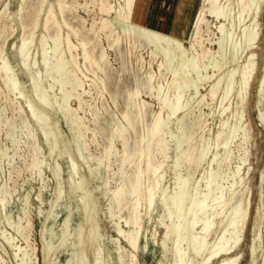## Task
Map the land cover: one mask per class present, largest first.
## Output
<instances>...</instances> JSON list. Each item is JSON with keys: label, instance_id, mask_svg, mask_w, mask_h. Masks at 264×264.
Instances as JSON below:
<instances>
[{"label": "bare ground", "instance_id": "bare-ground-1", "mask_svg": "<svg viewBox=\"0 0 264 264\" xmlns=\"http://www.w3.org/2000/svg\"><path fill=\"white\" fill-rule=\"evenodd\" d=\"M30 1H32V0H20L19 6L16 9L14 15L16 16V20L18 21V22H16V24L23 31V34L21 36V45L19 47L20 66L29 75V79H30L31 87H32V95L26 93L25 84L21 81V79L17 73L16 68L12 65V63L10 61L8 53L6 52L7 48H6V50L3 49L5 47H3V48L0 47V60L2 62L0 65V71L4 73L2 75H5V79H3L5 81V83H7L8 81L11 82L10 87L12 88V90L14 92H16V95H18V97L21 96L22 98H24L26 96L25 97L26 98V100H25L26 104L28 105V108L31 110L30 112H32V115L35 117V121L37 122L36 125L39 128V130L42 132L44 139H45V142L47 143V145L49 147V154L48 155H49L50 159L52 158V156L56 155L57 152H61V150H60L61 144L59 145L60 141L63 140L62 144H64V145H67V143L64 141L63 133H62L61 129L58 127V125L56 126V124L52 123L50 116L48 114V111L50 109L55 110L56 112L61 113L65 119H69L70 122L72 123L73 127H71L69 132L72 130V132L75 134L76 140L74 141L73 145L68 144V146L66 148V151H67L68 156H69L70 166H71L70 181L72 183V189L74 191H77V192L80 191L79 197H80V200L84 206L85 217H84L83 223L80 224L79 229L77 231V242L76 243L72 242L73 246L77 247L79 249V251H77V252L75 251L73 253V259H71L70 264H104V262H105L104 259L103 260L99 259L100 248H98L97 253L95 255V258H91L87 252L88 251L87 249H89L93 245V243L96 242L99 237H101V233H102V231H101L102 228H101V225L99 224V220L96 219L92 214V211L97 210V208L99 207V200L94 198V192L90 188L91 182L89 180H87L85 177H83L80 173H78V168H77L78 167L77 158L86 162L89 165V167H90L89 160L94 161V158L93 157L87 158V157H85L86 154L84 155L85 148L83 150V147L80 143V141L84 142L83 141L84 133H82V129L84 130V128L82 127V124L79 122L80 118L76 115H68L67 114L66 104L61 102V99L58 97L59 95L57 96V94L55 92V88L57 86V80H56L57 77L56 76H61L62 73H66V75H68L71 79H74L75 81L77 80L79 83L78 85L83 84L82 77L83 78L85 77V80L89 79V78H87L88 76L87 77L85 76L86 74L84 75L82 73V71H81L82 69H80V67L78 66V65H80V63L78 62V64H77V62H76V57L78 54H76V56H74L72 53L75 50L74 49L75 46L71 42V33L67 32L65 34L64 28H67L71 32L74 31V35H77V32L75 31L76 29L73 30V28L70 27L69 24L66 22L65 19L67 17L64 19L65 8L63 5V0H36L38 5H39V8H38V10L35 9L36 10L35 15H36L37 19L35 21V25H34L33 30L37 31L39 28H41L46 33L47 32L49 33L51 31L50 30L51 28H54V30H55L53 36L47 37L45 35V33L42 34V36H41L40 43L42 46V50H41L42 51V65L45 68L44 73H43V71L40 69V63H39L37 57H35L34 59H32L33 57L31 58V51H32L31 46H32V44H34L35 38L27 36V25H26L25 19L29 16V13H30L29 12L30 11L29 7L31 5V4H29ZM191 1L193 3V9H192V15H189L188 20L190 18H192V28L193 29H192L191 33H189L191 30V26L189 27V25H187V23H186L185 24L186 28H184L183 32H182V34L183 35L185 34L186 38L189 39L190 48H186L184 43L179 39V37L169 33V31L164 27V25L159 22V20H158L159 14L157 15L155 13L156 17H155L154 25L149 26V24H147L146 19L149 18V16L152 14L151 8L148 9V11L146 12L147 2H148L147 0H118L115 3H113L112 0L111 1L106 0V4L104 5L103 10L108 15L111 13H114L115 17L120 20V24H121L120 31H121L122 35H124L128 38H133L135 43L139 42L143 46H144V44H146L149 47L153 46L154 50H152V55H155L156 57L158 55L162 56V62L160 64V69L163 68L164 70H170L171 72H173V75H174L173 81H177V83H178L177 88H181V90H182V85H183V87L188 89V91L192 87L195 88V95L194 96L192 95L193 97H190L191 100L194 99V101H192L193 103L201 95L200 90H199V86H200V83L202 81H207V83L208 82L210 83L211 80L213 81L215 79H217L219 81L217 85L212 82L209 93L207 95V98H208V96L210 97L212 104L216 103L219 100L220 95L222 94L221 103H219V104L223 105V103L228 98L230 99V96H232L231 94H233L234 91L237 90V96L240 99V103H239V106H237L238 111L233 113L232 119H236V121H238L241 119V111L244 112V109H246V105H247L249 96L251 94V91L253 89V84H254V81H255L256 75H257V69H258V58L257 57L258 56L255 52V48L258 45V42L260 39V29H261L260 15L263 12L264 0H191ZM5 2H6V0H0V8H2L4 6ZM37 3H36V5H37ZM76 3H77V0H76ZM10 4H11L10 1H9V3H6L5 7L3 8V11L0 13V25L3 21V19L8 17L7 16V12L9 9L8 5H10ZM93 5L95 6V3H93ZM145 12H146V14H145ZM104 16H106V15H104ZM75 17H73V18H75ZM80 17L81 16H79V18ZM108 18L106 17V18L102 19V21L100 22L102 24L101 25L102 27L101 26L100 27H101V30H103V31L109 29L110 33L113 34L116 31V29L113 26V24L108 20ZM29 19H30V17H29ZM94 20H96V19H94ZM81 21L83 22V20H81ZM71 23H72V21H71ZM218 23L220 24V26H218V29H217L218 33H215L213 31L212 27H213V25L215 26ZM135 25L137 28L134 27ZM75 26H76V24H75ZM81 27H82V25H81ZM85 28H86V26H85ZM204 28L207 29L206 30L207 40H205L204 35H203V33L205 31ZM35 29H37V30H35ZM0 30H2V29H0ZM88 30L89 29H87V31ZM16 31L17 30H14L13 33L11 32L12 33L11 36H14V33H16ZM80 31H81V29H80ZM32 33H34V32H32ZM50 34H51V32H50ZM106 34H108V33H106ZM114 37H116V35H114ZM83 38H86V37H83ZM120 38L121 37H117L115 42H113V44L115 43V44L120 45ZM48 39H50L53 42V44H54L53 49L50 47L47 48ZM90 39H91V37H90ZM94 41H95V39L93 40V42ZM205 41H207V45H210L211 47L207 46V48H205ZM108 42H110V41H108ZM129 42H130V40H129ZM6 43H7V39L4 41V45ZM62 44H64V46H62ZM214 44L218 46V49L216 51L211 50V49H213L212 47ZM81 45H82V51H83L82 52L83 54L81 53L83 55V57H81V58L84 59L83 61H88V62L92 61V63L94 62L93 65H95L97 67V69L104 71V67H105L104 65L106 64V58H109V57H106L105 51L104 50L99 51L100 53L98 54V57H96V56L94 57L92 52L87 49V46L84 42L81 43ZM135 45H137V44H135ZM102 46H103V42H102ZM139 46L141 47V45H139ZM111 47H113V46H111ZM125 47H126V45H125ZM199 49L201 50L200 51L201 53H199ZM76 50H78V47H76ZM118 52H120V51H118ZM67 54H70L71 60H68ZM129 55H131V52ZM243 56L246 57V60L243 64L239 65V62L241 61ZM206 57L207 58L210 57L212 59V65H210V66H211V69L213 70V72H212L213 75H211V76L208 74V72H207V74L203 75V73H201V71H200L201 67L198 64L199 59H204ZM153 58L155 59V57H153ZM130 59H131V57H130ZM122 61H123V59H122ZM154 61H156V60H154ZM144 63H145V61H144ZM230 63H233V66L227 68V70H224V68L228 67L227 65ZM107 70H109V69H107ZM111 70H112V68H111ZM193 70H196V73H195V74H197L196 79L193 78L191 75V71H193ZM139 72H140V70L138 71V75H139ZM135 74L137 75V73H135ZM150 74H151V72H150ZM80 75H82V77ZM112 75H115V74H112ZM166 75H167V73H166ZM64 77H62L63 79H61L60 77H59L60 79L59 78L58 79L59 80H65ZM103 78H104V76H103ZM153 78H154L153 75H150L148 78V81H147L148 87L151 90L155 89L154 86H152V84H151V83H153L152 82ZM109 79H111V78H109ZM157 79H159V78H157ZM171 79H173V78H171ZM92 80H93V78H92ZM100 81H98V82H100ZM180 81H182V83H180ZM103 82H105V81H103ZM111 82H113V81H111ZM117 82H118V80H117ZM117 82H116V84H117ZM73 83H75V82H73ZM164 83H165V81H164ZM109 84H111V83H109ZM147 84H145V85H147ZM106 85H107V83H106ZM140 85H142V84H140ZM224 85L226 88H224ZM259 86H260V88H259L260 90H258L259 96L264 101V77L261 79ZM108 89H109V87H108ZM174 89H176V88H174ZM74 90L76 91L75 88H74ZM140 91L141 90L139 89V90L135 91V93H133L129 96H130L131 106L132 105H134V107L136 106L137 113H138V114L137 113L136 114L139 116L138 118H141V120H143L144 114L147 111L145 110V112H144L143 111V105H141V103H139V102H136V99H139V97L141 95ZM176 91H177V89H176ZM95 92H97V91H95ZM162 92H164V91H162ZM99 93H97V94H99ZM156 93H158L157 95H159L160 96L159 98H161V101H160L161 111L155 117V120L153 122V129H152L151 136H150L149 140L146 139L147 137L141 138V144L143 143L142 147H140V149L138 148L139 151L137 150L138 153H136L137 155H136L135 159L129 163V166H132V165L134 166L133 172L131 173L134 176V180L129 179V181L126 183L120 177L122 180L120 182H118L115 189L109 188L110 187V183H109L110 181L108 180L109 178H107V176L103 175V173L99 172L100 171L99 167L104 168V169L110 168L111 165L109 164V162L111 160L110 157H111L112 151H113L111 146H109L108 149L105 148V149H107L106 152L104 153L106 155L103 156V157H106L105 159L108 161V164L107 165L105 164V159H101V158L95 159V161L97 162L96 167L95 168L90 167L91 169L88 170L89 172H91V175L94 178H99L100 180H102L103 186H101L100 188L102 190V196L104 198L105 197L108 198V200H109V203H108L109 210H110L109 216H110V220L113 221L112 225L114 224L115 231L118 232L120 234V236H123L125 243L130 248V250H129V249H127V247L123 246V242L122 243L120 242V240L122 238L121 239L115 238L116 239L115 243H116L117 247H116V250H114V251H116V253L118 254L117 255V263L118 264H139L140 249H141V236H142V232L144 230L143 219L141 217V212H140L139 208H141L143 201L145 202V209L153 207L154 201L157 198H159L160 203L164 207L162 218H160V219L162 220V224L165 226V230H166L165 231L166 232L165 238H164V241L162 242L164 245V250H165V254L163 256V258L165 257V261H162L161 264H216L217 263L216 261L219 260L223 256H227V257H225L222 261L218 262L217 264H238V260L241 257H239L237 255L232 256V254L234 253V251L236 250V248L240 245V243L242 241V238L244 236L243 233H245V231L247 229L248 221L250 219L251 207H252V205H250L251 206L250 208L246 207V205H245L246 195H245L243 188H242L244 185L246 186L248 184V190H251L249 180H246L247 176L250 173L249 172L250 170L248 171V174H246V175L242 174L241 175V167L250 161V153H249V150L247 148L248 147L247 144L250 141L251 136H252L251 131L248 127H242V125H240L241 133H239L240 128L237 126L238 122L237 123L233 122L234 124L233 123L229 124L227 122H223V126L221 127L222 131L218 135H216L217 138L215 137L216 139L214 140V142L207 139L208 140L207 142L203 141V143H201L200 145H195V144L190 145L189 147H187V149L184 148L185 141L183 140V138L182 139L176 138L178 136L177 135L175 136L171 132L173 137L175 136L176 141H177L176 145L174 147L177 152H175L176 156L174 157L173 162H172L173 165L171 166V168L174 172V184H173L174 186H173L172 191H169L168 189H164V187L162 186V182H163L164 176H165V173H164V175H162V171H163L162 168H163L164 163L161 161H158L157 158H154V159L152 158L150 145H151V142L153 139L158 138L157 146L156 145H154V146L156 147L157 151L160 148L162 149L163 141L166 139V137H165V139L163 140V138H164L163 134L164 133H162L163 130L165 129L166 121H167L164 119V113L167 112L166 113V115L168 114L167 119L170 120L172 117L176 116L179 112L182 111L181 109L183 108L182 104H183L184 100H183V96L181 95L182 92L181 93L177 92L178 94L174 93L173 95H169L170 92L168 91V92H166L167 94L164 97L163 96L161 97V88H159ZM183 93H184V91H183ZM97 94H96V96H97ZM64 95H66V94H64ZM129 96H127L126 98H128ZM69 97H70V95H69ZM204 100H205V97H203L200 100V103L204 102ZM186 104L188 105L189 103L186 102ZM79 105L81 108V104H79ZM189 106H190V104H189ZM189 106H187V107H189ZM211 106H213V105H211ZM67 107H68V105H67ZM184 107L186 109V106H184ZM198 107H199V105H198ZM208 108H209V106H208ZM19 109H18L19 112H21V114H22V107H19ZM225 109L223 112L227 111V109L226 110ZM229 109H230V107H229ZM257 109H259V108H257ZM184 110H183V112H184ZM214 110H212V111L210 110L211 113ZM185 113H187V112H185ZM187 114H189V113H187ZM147 115L148 114H146V116ZM211 115H210V117H211ZM263 115H264V113H263ZM30 116H31V113H30ZM260 116L262 117V114ZM124 117L126 118V116H124ZM128 117H129V115H128ZM205 117H204V119H205ZM125 120H129V119H125ZM171 121L172 120H170V122H168V123H170V125H171ZM182 121L183 120L180 119L179 123L178 122H176V123L180 125L179 131H182L181 134L184 132L182 134V136H183L184 134H186V132H188V128H190V126L186 125ZM18 123H19V121H18ZM18 125H20V124H18ZM149 125H150V123H149ZM16 126H17V124H16ZM48 126H49V128H47ZM28 127H29L28 130L30 131L32 138L35 140V142H38L39 141L38 133L36 132V130L33 127L31 128L30 124H28ZM167 127H168V125H167ZM119 128H121V127H119ZM16 129H17V127H16ZM201 129L203 130L204 127H201ZM164 132H165V130H164ZM200 132H201V130H200ZM148 135H149V132H148ZM178 135H179V133H178ZM187 139H188V137H187ZM190 139H192V138L190 137ZM237 139L239 140L238 142H236ZM83 144H85V143H83ZM167 144H169V143H167ZM33 145H34V143H33ZM38 147L40 150H42V147L40 148L39 145H38ZM166 147L168 148L169 146H166ZM219 148H220V150L221 149L225 150L223 155L220 153V150H218ZM98 150H99V148H98ZM214 150L216 152H214ZM166 152H168V151H166ZM39 153H41V152H39ZM127 156L128 155H126L125 151H123L122 165H121L122 168L121 169H123V166H125V164H127L129 162V158ZM168 158H169V156H168ZM168 158H166V159H168ZM205 161H207V163L209 164V170H210L209 172L210 173L208 174L207 177L204 176L202 178V180H198V181L191 180L193 178V177L191 178L192 174L187 173L186 175H184L180 172L181 168L183 166H185L186 164H188L190 167H194L195 165H197L196 167H199L198 166V164H199L201 167ZM233 161H235V163H237V165L235 166V168L233 170L229 169V171H232L231 173H229V174H232V181H231V179L228 178L229 181H231V182H228V180H226L225 183H221V182L218 183L217 182V180H218L217 174H219L218 172H220L223 169L222 168L223 164H228L226 166H228L230 168V165L234 163ZM46 162L47 161L45 159L42 161V164L46 165ZM93 163L94 162H92V164ZM165 165H166V163H165ZM214 165H217V167H216L217 170H215ZM35 166H36V168L38 166V160L36 158L34 160V167ZM47 166L50 168V170L53 172V174L57 178L56 203L54 204V208L57 209V207H58V205H60V203L67 201L66 190L64 187L63 167H62V165L58 159L55 160L54 167H52V164H50V163H47ZM98 169H99V171H97ZM27 170H31V169L27 168ZM225 170H227V169H225ZM105 172H106V170H105ZM149 172L152 175V177L151 178L149 177L146 180V183L148 185L146 184V186H144L143 178L148 177ZM223 172H225V171L223 170ZM121 173H122L124 178L126 175H131V174H128V172H126L124 170H122ZM193 173H194V170H193ZM130 178H132V177H130ZM202 181H204V183H202ZM45 184L46 183H44V185ZM167 186L169 187V185H167ZM125 188L128 189V191H129L128 193L130 196V202H128L125 199V196H124L125 195L124 194ZM23 198H25V197H23ZM4 199H5V197H4ZM1 201H2V199H1ZM2 203H4V201H2ZM129 204H130V208L128 210V215L122 216L121 212L123 211V208L127 207ZM251 204H252V202H251ZM115 209L117 211H115ZM4 211L5 210H3V212ZM228 212H229V214H227ZM208 213H210V214L208 215ZM39 216H41V214ZM10 217L11 216L9 214V218ZM122 218L125 219L124 223L128 226L127 231L126 230L123 231L119 227V223H120V221H122ZM72 219H73L72 215L65 219V221L63 223V228H62L63 234L61 237L58 236L54 230L51 231L49 239L46 237V233H43V240H44V243L46 244L49 251H52L54 249L56 250L57 248H61V247L66 248L67 245L71 242V240L73 241L74 235L72 232V230H73L72 229V221H73ZM217 221H219V223L221 225H224V226L226 225V226L225 227L223 226L222 231L220 233L216 232V235H217L216 238L211 243H209V238H210L212 232L215 231L214 229L216 227L215 225H216ZM14 223H16V222H14ZM7 224H8V221H7ZM26 224H27V222H26ZM163 225H161V227ZM122 226H121V228H122ZM164 226H163V228H164ZM29 227H31V226L29 225ZM25 228H26V226H25ZM112 228H113V226H112ZM252 228H254V227H252ZM20 229H22V228H20ZM3 232H5V231H3ZM44 232H45V230H44ZM23 238H24L23 241H25V243L27 244L26 247H23L22 245H20V243L19 244L17 242L15 243L13 238L10 240L11 247L15 248V251H16V254L14 257L19 258L18 264H35L36 263L35 261H37V259H38L36 248L32 247L31 252L27 251V246L31 247L30 235L26 236L24 233ZM16 241H17V238H16ZM254 242L256 243V240H254ZM255 243H253V245L251 246L252 247L251 250H252L253 254H255V251H256ZM169 244H170V246H169ZM146 248H147V250H149V248H150L149 244H147ZM168 253L171 256V259L169 262H166L167 261L166 258L168 256ZM127 259H129V260L127 261ZM3 262H5V261H3ZM44 262H45L44 264H62L61 261H55V259H53L52 257L51 258L49 257Z\"/></svg>", "mask_w": 264, "mask_h": 264}, {"label": "rangeland", "instance_id": "rangeland-1", "mask_svg": "<svg viewBox=\"0 0 264 264\" xmlns=\"http://www.w3.org/2000/svg\"><path fill=\"white\" fill-rule=\"evenodd\" d=\"M9 1L11 4L8 5L9 6V9L7 12L8 17L4 18L5 20L3 19L0 25V29H2L0 30V47L2 48L5 47L3 48L5 50L7 48L6 52L8 53L10 61L12 65L16 68L21 81L25 84L26 93L32 95V87H31L29 75L20 66L19 47L21 45V36L23 34V31L16 24V22L18 21L16 20V16L14 15L16 9L19 6L20 0H6L4 6L0 8V13L3 11V8L5 7L6 3H9ZM112 1L113 3H115L118 0H112ZM147 1L148 2H147L146 12L148 11V9L151 8V13H152L149 16V18H147L148 20L146 19L147 24H149V26L154 25V21L156 17L155 13L157 15L159 14L158 16L159 22L164 25V27L169 31V33L179 37V39L184 43L185 47L190 48L189 39L186 38L185 34L183 35L182 32H183V29L186 28L185 26L186 23L187 25H189V27L191 26V30L189 33H191L193 29L192 28V18H190L191 20L190 19L188 20L189 15H192V9H193L192 1L191 0H147ZM36 3H37L36 0L30 1L29 4L31 5L29 7V10H30L29 12L32 15L29 13V16L26 18L27 20L25 19V22L27 25V36L35 38L34 39L35 42L31 46V50H32L31 58L33 57L32 59H34L35 57H37L40 63V69L44 73L45 68L42 65V51H41L42 46L40 43L41 36L44 33L47 37L53 36L55 30L54 28L50 29L51 30L50 32L52 35L50 34V32L46 33L41 28H39L38 30L35 29L37 31L33 30L35 21L37 19L35 15L36 10H38L39 8L38 3L37 5ZM93 3H95L96 7L93 5ZM105 4H106V0H97V1L96 0H85V1L77 0V3H76V0H63V5L65 8L64 19L67 17L65 19L66 22L69 24L70 27L73 28V30L76 29L75 31L77 32L78 36L74 35V31L71 32L67 28H64V33L65 34L67 32L71 33V42L75 46L74 49L76 50V47H78V50L76 51L74 50L72 53L74 56L78 54L76 57V62L77 64L78 62L80 63V65L78 66L80 67V69H82L81 70L82 73L84 75L86 74L85 76L86 77L88 76L87 78L89 79H86L87 80L86 81L85 77L83 78L82 75H80L83 79V84H82L83 86H82V85H78L79 84L78 81L71 79L68 75H66V73H62L61 76H56L57 86L55 88V92L57 96L59 95L58 97L61 99V102L66 104L67 114L78 116L80 118L79 122L82 124V127L84 128V130L82 129V133H84V135L82 134L84 142L80 141V143L83 147V150L85 148L84 150L85 152L84 155L86 154L85 157L94 158V161L89 160L90 167L91 168L96 167L97 162L95 161V159H99V158L105 159L106 157H103V156H105L106 154L104 153L109 148V146H111L113 151L110 157L111 160L109 162V164L111 165L110 168L104 169V168L99 167L100 171L99 169L97 171H99L100 173H103V175L109 178L108 179L110 181L109 188L111 189H115L118 182H120L122 179L126 183L129 181V179L134 180V176L133 174H131L133 172L134 166L133 165H132L133 167L129 166V163L135 159L137 155L136 153H138L140 147H142L143 143L141 144V138L147 137L146 139L149 140L151 136V132L153 129V122L155 120V117L161 111V103H160L161 98H159L160 96L157 95L158 93H156L159 88H161V97L162 96L164 97L167 94L166 92L168 91L170 92L169 95H173L174 93L178 94L182 92L181 95L183 96V100H184L182 104L183 108L181 109L182 111L170 119L172 120L171 125L170 123H168L170 122V120L167 119V115H168V114L166 115L167 112L164 113V119L167 121H166V126L164 129L165 132L164 130L162 132L165 134V135L163 134L164 136V138L162 137L163 140L166 137V139L163 141L162 149L160 148L157 151L156 147L154 146V145L157 146L158 138L153 139L150 145L152 158L153 159L157 158L158 161H161L164 163L163 165L164 169L162 168L163 170L162 175H164L165 173L164 180L162 182V186L164 187V189H168L169 191H172L173 186H174L173 185L174 184V172L171 166L173 165L172 162H173L174 157L176 156L175 152H177L174 148L177 142L176 138H181V139L183 138V140L185 141L184 148L187 149V147H189L190 145H194V144L200 145L201 143H203V141L207 142L208 140H210L214 142V140L217 138L216 135H218L222 131L221 127L223 126V122H227L229 124L233 122L234 123L238 122L237 123L238 125L237 124L236 125L240 128L239 133H241L240 125H242V127H248L252 134L251 139L247 144L248 147L246 146L250 153V161L241 167V175L248 174V171L250 170L249 171L250 173L247 176L246 180H249L251 190H248V184L246 186L244 185L242 188L246 195V203H245L246 207L250 208L251 207L250 205H252V207H251L250 219L247 224V229L245 233H243L244 236L242 238L240 245L236 248L232 256L237 255L241 257L238 260V264H264V115H263L264 101L260 98L259 91H258L260 90L259 89L260 81L264 77V6H263V12L260 15V24H261L260 39H259L258 45L255 48V52L258 56L257 57L258 58L257 75H256V79L253 84V89L251 91V94L249 96V99L246 105V109H244V112L241 111V119L236 121V119H232L233 118L232 115L234 112L238 111L237 106H239V103H240V99L237 96V90H235L234 93L232 92L233 94H231L232 96H230V99L228 98L223 103V105L219 104L221 103L222 94L220 95L219 100L216 103L212 104L210 97L208 96L207 98V95L209 93L212 82L217 85L219 81L217 79L213 81L211 80L210 83L209 82L207 83V81H202L199 86L201 95L198 98L196 97L197 99L195 98L196 100L193 103L192 101H194V99L191 100L190 97H193L195 95V88L192 87L188 91V89H186L182 85V90L184 89L183 90L184 93L181 90V88H177L178 83L177 81H173L174 80L173 72H171L170 70H164L163 68L160 69V64L162 62V56L158 55L156 57L155 55H152V50H154L153 46L149 47L146 44H144L143 46L139 42L135 43L133 38H128L122 35L120 31L121 29L120 20L115 17L114 13H111L109 15L105 13V11L103 10V7ZM79 16H81L82 18L81 17L79 18ZM106 17L107 18L109 17L108 20L113 24V26L116 29V31L113 34L110 33L109 29L105 31L101 30L102 24L100 22L102 21L103 18H106ZM81 20H83V22ZM85 26L87 29H89L88 31L85 28ZM218 26H220L219 23L215 26L213 25L212 27L215 33H218L217 32ZM134 27L137 28L136 25ZM204 29L205 31L203 35H204L205 40H207V32H206L207 29L206 28ZM12 30L13 31L17 30L16 33H14V36H11V34L13 33ZM32 32H34L35 34ZM114 35H116V37H114ZM83 37H86V38H83ZM117 37H121L120 45L115 44V43L113 44V42H115ZM6 39H7V43L4 45V41ZM94 39L95 41L93 42ZM80 42L81 43L84 42L86 44L87 49L92 52L94 57L95 56L98 57V54L100 53L99 51L101 50L105 51L106 57H109V58H106V64L104 65L106 68L104 67V71L97 69V67L93 65L94 62L92 63V61H89V62L83 61L84 59L81 58L83 57L82 55L83 51H82V45ZM102 42H103L104 47L102 46ZM109 44L113 47H111ZM139 45H141V47ZM62 46H64V44H62ZM207 46L211 47L210 45H207V41H205V48H207ZM49 47L52 49L54 48V44L50 39H48L47 48ZM212 48H213L211 49L212 51H216L218 49V46L214 44ZM200 51L201 50L199 49V53H201ZM130 52H131V55H129ZM70 57H71L70 54H67L68 60H71ZM153 57H155V59ZM143 60L145 61V63ZM245 60H246V57L243 56V58L239 62V65L243 64ZM1 63L2 62L0 60V65ZM198 64L201 67L200 71L201 73H203V75L207 74V72L210 76L213 75L212 74L213 70L211 69V66H210L212 65V59L210 57L199 59ZM227 66L228 67L224 68V70H227V68L233 66V63H230ZM139 70L140 72L138 75ZM149 71L151 72V74ZM193 71H191V75L193 78L196 79L197 78V74H195L196 70H193ZM165 72L167 73V75ZM135 73H137L138 76ZM2 74L4 73L3 72L0 73V197H1L0 201L2 199L4 203H2V201L0 202V264H18L19 263V258L14 257L16 254V251H15V248L11 247L10 240L13 238L15 243L16 242L18 244L20 243V245H22L23 247H26L27 244L25 243V241H23L24 233L26 236L30 235L31 247L27 246V251L31 252L32 247L36 248L38 259L37 261H35L36 263L34 262L35 264H44L45 263L44 261L48 259L49 257L50 258L52 257L53 259H55V261H61L62 264H70L71 259H73V253L75 251L76 252L79 251L77 247L73 246L72 242L74 243L77 242V231L79 229L80 224L83 223L84 217H85L84 206L79 197L80 191L77 192L72 189V183L70 181L71 166L69 162V156L66 151L68 144L73 145L74 141L76 140L75 134L72 132V130L69 132V130L71 129V127H73V125L70 122V120L65 119L61 113H58L52 109L48 111V114L50 116L52 123L56 124V126L58 125V127L61 129L63 133L64 141L67 143V145H64L62 144L63 140L60 141L59 145L61 144L60 145L61 152H57L56 155L52 156V158L50 159L48 155L49 147L47 143L45 142L42 132L39 130V128L36 125L37 122L35 121V117L32 115V112H30L31 110L28 108V105L26 104V101H25L26 96L24 98H22L21 96L18 97V95H16V92H14L12 88L10 87L11 82L8 81L9 83L8 82L5 83V81L3 80L5 79V75H2ZM112 74H115V75H112ZM150 75H153L154 77L152 80L153 83H151L152 86H154L155 88L154 90L149 89L148 84H147L148 83L147 81ZM59 77L61 79H63L62 77H64L65 80H59L60 79ZM180 83H182V81H180ZM74 88L76 89V91L77 90L78 91L76 92ZM174 88H176L177 91ZM224 88H226L225 85H224ZM139 89L141 90L140 91L141 95L139 99H136V102H139L141 103V105H143L144 112L145 110L147 111L144 114L143 120H141V118H138L139 116L137 115L138 113H137L136 106L134 107V105L131 106L130 104L129 95L135 93V91ZM127 96L129 97L126 98ZM203 97H205V100L204 102L200 103V100ZM186 102L189 103L190 106L189 104L187 105ZM79 104H81V108ZM184 106H186V109ZM19 107H22V114L21 112H19L20 110ZM256 107L259 109H257ZM225 108L227 109V111L223 112ZM210 110L211 111L214 110V111L211 113ZM30 113H31V116H30ZM146 114L148 115L146 116ZM261 114H262V117L260 116ZM124 116H126V118ZM125 119H129V120H125ZM180 119L183 120L182 122H184L186 125L190 126V128H188V132H186V134H184L183 136L182 134L184 132L181 134L182 131H179L180 125L176 123V122L179 123ZM28 124H30L31 128L33 127L38 133V136H39L38 142H35V140L32 138L30 131L28 130L29 128ZM201 127H204V129L202 130ZM47 128H49V126ZM148 132H149V135H148ZM171 132L175 136L177 135L178 137L176 138L175 136L173 137ZM190 137L193 140L190 139ZM165 141L169 144H167ZM238 141L239 140L237 139L236 142ZM38 145L40 146V148L42 147V150L39 149ZM166 146H169V147L167 148ZM218 150H220V148ZM123 151H125L126 155H128L127 157L129 158V162L125 164V166H123V169H121ZM214 152L216 151L214 150ZM224 152H225L224 149L220 150V153L222 155L224 154ZM43 157L47 161L46 165L42 164V161L45 160ZM35 158L38 160L39 167L37 166V168L36 166L34 167ZM56 159L59 160V162L61 163L63 167L64 187H65L66 196H67V201L60 203L57 209L54 208V204L56 203L57 178L55 177L53 172L50 170V168L47 166V163H50L52 164V167H54ZM106 161L107 160L105 159V164L107 165L108 161L107 162ZM92 162L94 163L92 164ZM233 162H232L233 164L230 165V168L226 166L228 164H223V167H222L223 169L220 172H218L219 174H217L218 175L217 179L219 180V181L217 180L218 183L220 182L225 183L226 180H228V182L232 181V174H229L232 171H229V169L233 170L235 166L237 165L235 161ZM77 163H78V167H77L78 173H80L83 177H85L87 180L91 182L90 188L94 192V198L99 200V207L97 208V210L92 211V214L96 219L99 220V224L101 225V228H102L101 229L102 233H101V237H99L98 240L94 242L93 245L89 249H87L88 250L87 252L91 258H95L97 250L98 248H100L99 259L100 260L104 259L105 261L104 264H118L117 263L118 254L116 253V251H114L116 250V247H117L115 243L116 239L122 238L120 242L121 243L123 242V246L127 247V249L129 250L130 248L125 243L123 236H120V234L115 231L114 224L112 225L113 221L110 220V216H109V211H110L109 205H108L109 200L108 198L105 197L107 199L106 200L102 196V190L100 188L101 186H103L102 180H100L99 178H94L91 175V172L88 171L91 168L86 162L77 158ZM206 163L207 161H205L201 167L199 164H198L199 167H196L197 165H195L194 167H190L188 164H186L185 166L181 168L180 172L184 175H186L187 173L192 174L191 178L192 177L193 178L191 180H196V181L202 180L204 176L207 177L208 174L210 173L209 164L208 163L206 164ZM216 167L217 165H214L215 170H217ZM27 168L31 170H27ZM122 170L128 172V174H131V175H126L124 178L121 173ZM193 170H194V173H193ZM223 170L225 172H223ZM149 177L150 178L152 177L150 172L148 174V177L143 178L144 186H146L147 184L146 180ZM228 178L231 179V181H229ZM44 183L46 184L44 185ZM202 183H204V181H202ZM167 185H169V187ZM128 192H129L128 189L125 188L124 189L125 199L128 202H130V196ZM129 208H130V204L127 207L123 208V211H122L123 213L121 212V215L122 216L128 215ZM144 209H145V202L143 201L141 208H139L141 212V217L143 219V224H144V230L141 236V249H140L139 264H161L162 261H165V257L163 258L165 254V250H164V245L162 242L164 241L166 230H165V226L162 224V220L160 219L162 218L164 207L160 203L159 198H157L153 203V207H150L145 210ZM3 210L5 211L3 212ZM115 211L117 210L115 209ZM9 214L11 216L10 218H9ZM40 214L41 216H39ZM209 214L210 213H208V215ZM227 214H229V212ZM71 215L73 218L72 219L73 220L72 221V229H73L72 232L74 235L73 241L71 240V242L67 245L66 248L61 247V248H57L56 250L54 249L52 251H49L46 244L44 243L43 233H46V237L49 239L51 231L54 230L57 233V235L61 237L63 234V231H62L63 223L65 219L70 217ZM7 221H8V224H7ZM124 222H125V219L122 218V221H120L119 223V227L123 231L125 230L127 231L128 226ZM29 225L31 227H29ZM161 225H163L164 228L163 226L161 227ZM215 226H216L214 229L215 231L212 232L209 238V243H211L216 238L217 236L216 232L220 233L222 231V228L224 225H221L219 221H217ZM16 238H17V241H16ZM254 240H256V243L254 242ZM253 243H255V246H256L255 254H253L251 250L252 248L251 246L253 245ZM147 244H149L150 246L149 250H147L146 248ZM225 257L227 256L221 257L216 262L218 263L222 261ZM170 259H171V256L168 253L166 262H169ZM128 260L129 259H127V261ZM1 261L2 262L5 261V262L2 263Z\"/></svg>", "mask_w": 264, "mask_h": 264}]
</instances>
